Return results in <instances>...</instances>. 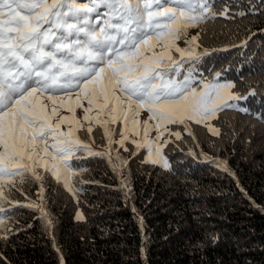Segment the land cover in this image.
Returning a JSON list of instances; mask_svg holds the SVG:
<instances>
[{
	"label": "snow or ice",
	"instance_id": "1",
	"mask_svg": "<svg viewBox=\"0 0 264 264\" xmlns=\"http://www.w3.org/2000/svg\"><path fill=\"white\" fill-rule=\"evenodd\" d=\"M257 14L264 16V0H0V264H12L5 250H15L37 222L66 264L51 210L57 191L72 199L74 221L86 224L82 185L112 188L127 204L137 158L172 172L171 154H186L231 177L247 196L228 160L204 151L198 130L215 138L214 153L216 141L234 143L243 132L244 122L229 113L264 127V113L248 106L264 96V71L234 79L229 73L243 65L211 59L247 49L256 33L246 27L250 35L238 45L217 48L204 46L201 33L218 20L228 27ZM84 160L106 162L118 183L85 179ZM21 210L31 219L23 221ZM131 211L143 232L134 203Z\"/></svg>",
	"mask_w": 264,
	"mask_h": 264
},
{
	"label": "trees",
	"instance_id": "2",
	"mask_svg": "<svg viewBox=\"0 0 264 264\" xmlns=\"http://www.w3.org/2000/svg\"><path fill=\"white\" fill-rule=\"evenodd\" d=\"M235 2L246 6L254 0ZM225 23L218 20L208 25L207 34L201 33L202 43L209 48L238 45L250 35L245 30L250 28L256 35L247 49L234 47L211 58L218 66L231 64L235 69L243 65L241 73L233 71L229 77L244 75L250 80V72L264 71V33L260 31L264 16H249L223 27ZM248 106L254 113H264V96L251 98ZM233 117L237 123L244 122L234 143L216 141L213 153L209 143L215 138L203 130L198 135L205 152L228 160L247 196L231 177L186 154H171L172 172L141 166L137 158L130 164L134 196L127 204L112 188L82 185L86 224L74 221L72 199L63 190L57 191L51 210L57 217L55 234L66 264H264V127L249 116L229 113V119ZM250 126H254L255 136ZM80 163L90 169L84 173L85 179L100 180L106 186L118 183L106 162ZM133 203L144 219L143 232L131 211ZM21 213L23 221L31 219L26 210ZM195 241H201L203 247H194ZM5 255L12 264H59L38 222L22 232L16 249L7 248Z\"/></svg>",
	"mask_w": 264,
	"mask_h": 264
},
{
	"label": "rangeland",
	"instance_id": "3",
	"mask_svg": "<svg viewBox=\"0 0 264 264\" xmlns=\"http://www.w3.org/2000/svg\"><path fill=\"white\" fill-rule=\"evenodd\" d=\"M195 34H196V31L193 30V31L191 32V35H195ZM181 46H183V44H181Z\"/></svg>",
	"mask_w": 264,
	"mask_h": 264
}]
</instances>
